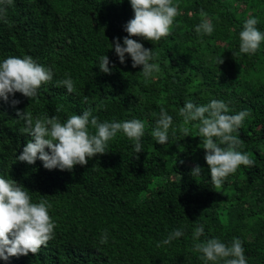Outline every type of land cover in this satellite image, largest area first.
Returning a JSON list of instances; mask_svg holds the SVG:
<instances>
[{
	"label": "trees",
	"instance_id": "obj_1",
	"mask_svg": "<svg viewBox=\"0 0 264 264\" xmlns=\"http://www.w3.org/2000/svg\"><path fill=\"white\" fill-rule=\"evenodd\" d=\"M179 5L171 34L158 42L132 37L153 49L161 71L145 79L131 58L119 63L111 43L127 33L133 18L129 0H13L2 4L0 61L31 56L53 71L32 99L15 93L0 100V178L27 189L33 202L51 204L54 239L35 255L10 257L0 264H203L193 251L192 234L203 226L197 242L219 238L242 241L247 264H264V41L255 54L239 53V32L257 18L264 32V0H173ZM207 13L214 31L195 28ZM109 58L110 74L99 70ZM222 59L223 63L219 64ZM70 77L76 91L57 82ZM87 96V103L83 102ZM11 99L19 100L15 107ZM223 100L230 113L250 110L239 129L240 151L251 154L252 167L240 166L220 188L211 185L205 152L192 122L185 125L179 109ZM62 105L60 112L56 111ZM163 107L172 116L167 144L151 136ZM103 121L145 122L143 151H133L122 133L108 142L106 153L71 171L46 170L37 160H17L31 140L23 134L18 110L33 119L58 116L65 121L86 109ZM190 130L185 136L183 128ZM47 151V149H46ZM195 165L202 172L190 175ZM44 196V197H42ZM184 235L157 247L173 230ZM107 230L108 240L101 244Z\"/></svg>",
	"mask_w": 264,
	"mask_h": 264
},
{
	"label": "clouds",
	"instance_id": "obj_2",
	"mask_svg": "<svg viewBox=\"0 0 264 264\" xmlns=\"http://www.w3.org/2000/svg\"><path fill=\"white\" fill-rule=\"evenodd\" d=\"M13 0H0V5L11 4ZM133 11V18L124 26L127 36L114 38L111 48H114L119 63H125L126 54L131 58L132 68L141 66L140 73L147 80L161 71L153 49H146L132 37H141L150 42H158L162 37L171 34L174 18L179 15V5L173 0H129ZM5 8L0 6V20L5 19ZM204 19L195 28L198 34L211 35L214 31L211 19L207 13L200 12ZM258 19L248 18L239 32V53L255 54L264 41V32L256 25ZM99 70L110 74L109 58L103 55L99 58ZM223 63L222 59L219 64ZM53 79V71L37 63L31 56L22 58L9 56L0 61V100L9 102L15 93L32 99L38 96V90ZM57 86L64 87L67 93L76 91L75 82L68 76L57 82ZM87 96L84 97L87 103ZM19 100L11 99L10 104L15 107ZM58 105L57 112L62 110ZM228 104L223 100L212 99L204 105H197L186 101L179 109V115L185 125L195 122L202 149L205 152L204 161L211 177V185L222 187L224 180L234 174L240 166L252 167L255 161L251 154L240 151L244 141L239 138V129L243 122L251 115L250 110H242L236 114H229ZM17 120L24 122L21 129L23 134L31 140L23 147L17 160L33 165L37 160L42 162L46 170L58 169L71 171L74 166H84L88 159L106 153L108 142L118 133L133 142V151L142 152L141 138L145 134V122L140 119L125 121H103L92 115V110L86 109L81 114H71L65 121L58 116H48L33 119L30 112L25 110L16 112ZM173 123L172 116L161 107L159 118L151 131L157 144L168 142V132ZM188 127L183 128L185 136ZM47 149V151H46ZM202 169L195 165L190 172L192 176H199ZM44 197V196H42ZM51 204L41 198L33 202L30 192L22 185L10 178H0V260L7 261L10 257L35 255L41 247H46L54 239L56 223L49 215ZM180 229L173 230L167 238L157 243V247L168 245L173 240L183 236ZM204 235L203 226H197L192 234L193 251L200 253L199 259L203 264H247L242 241L233 238L230 243L222 242L219 238H208L199 241ZM107 230L101 234L100 243L106 244Z\"/></svg>",
	"mask_w": 264,
	"mask_h": 264
}]
</instances>
